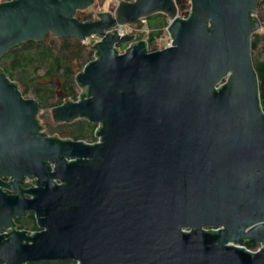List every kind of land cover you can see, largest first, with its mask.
I'll list each match as a JSON object with an SVG mask.
<instances>
[{"label": "water", "instance_id": "95a60500", "mask_svg": "<svg viewBox=\"0 0 264 264\" xmlns=\"http://www.w3.org/2000/svg\"><path fill=\"white\" fill-rule=\"evenodd\" d=\"M93 1L0 2V57L47 35L96 39L74 75L76 100L49 114L95 125L97 139L47 136L37 103L0 69V264H264L262 245L239 248L264 243V113L250 48L260 0H189L185 18L173 0H119L78 21ZM154 14L168 21L170 47L147 52L114 30ZM29 213L36 231L16 229Z\"/></svg>", "mask_w": 264, "mask_h": 264}, {"label": "trees", "instance_id": "16d2710c", "mask_svg": "<svg viewBox=\"0 0 264 264\" xmlns=\"http://www.w3.org/2000/svg\"><path fill=\"white\" fill-rule=\"evenodd\" d=\"M7 1V0H0ZM131 1V0H125ZM180 18H185L189 11V0H173ZM78 21H91L90 16L80 12ZM256 18L260 25H264V9L260 0L256 6ZM149 33L147 36L148 46L160 37L166 27L167 20L160 14H154L145 19ZM263 37L253 33L250 37L251 60L257 78L258 100L260 109L264 113V57L258 59L254 53ZM262 46V45H261ZM125 47L118 46L121 50ZM262 50L263 48L260 47ZM92 60V52L89 46L82 44L75 38H56L47 35L42 42H24L14 46L5 55L0 57V69L13 83L24 86L21 95L31 91L35 97L38 108L58 106L64 101L76 100V85L74 75L83 65ZM8 62L3 66L1 62ZM18 88V86H17ZM95 125L83 119L69 124H55L54 127H45L47 134H57L61 139L79 140L85 143L96 141L94 133ZM27 231H36L32 214L29 213L26 222ZM21 229V228H20ZM251 248L254 245H245ZM32 264H74L69 261H42Z\"/></svg>", "mask_w": 264, "mask_h": 264}, {"label": "rangeland", "instance_id": "374dc122", "mask_svg": "<svg viewBox=\"0 0 264 264\" xmlns=\"http://www.w3.org/2000/svg\"><path fill=\"white\" fill-rule=\"evenodd\" d=\"M117 1H119V0H94L93 4L90 7H88L86 10L82 11V13L89 15L91 18L90 20H94L95 19L94 15L96 13L106 12V11L111 12ZM80 15H82L80 12L75 13V16H77V17L78 16L80 17ZM256 33L262 35L263 40H262V43L258 45V49L254 53V55L258 59H262L264 57V25H261L260 29ZM160 36L163 37V40H164L165 37L167 36V34L165 35L162 32V34ZM94 41H96V39L94 37H89L85 40V45L89 46ZM260 47H262L263 50ZM1 63L3 66H7V64H8L7 61L1 62ZM17 86H18V90L20 92L23 91L24 86L22 84L18 83ZM78 92H79V90L76 88V94H78ZM23 98H29V99L35 100V97L31 91H28L27 93H25L23 95ZM37 118H38L39 125H41V127H42L43 133H45L47 136H57V134H47V131L45 130V127H48V126L54 127V125H55L50 120L49 108H40L39 112L37 114Z\"/></svg>", "mask_w": 264, "mask_h": 264}, {"label": "built area", "instance_id": "2783aa9c", "mask_svg": "<svg viewBox=\"0 0 264 264\" xmlns=\"http://www.w3.org/2000/svg\"><path fill=\"white\" fill-rule=\"evenodd\" d=\"M114 30H116V34H117L118 37H121L123 35H130V36L134 37L135 41H144L145 44H146L147 52H153V51H156V50L167 48V47H170V44H171V40H170V38H169V36H168V34L166 32V27H165L163 29L164 30L163 33L165 35L167 34L165 39L163 40V37L160 36V37L156 38L153 41L152 45L148 46V44H147V36H148V33H149V29L147 28L145 19H139L135 24H132V25L116 26L114 28ZM85 40L82 41V42L80 41V42L82 44H85ZM126 47H127V45H125V47L123 49H121V50L117 47L118 48V52L122 53L123 50ZM95 142H97V139H96ZM25 180L28 182L29 188H34L35 187V185L31 182V181H34L33 179H25ZM212 231H215V229H213ZM31 232H34V231H31ZM182 232L188 233L189 230H182ZM261 245L264 248V243L256 244V245L252 246L251 248H248L245 245H242L239 248L243 249L247 253L253 254L261 247ZM74 264H76V263H74Z\"/></svg>", "mask_w": 264, "mask_h": 264}, {"label": "flooded vegetation", "instance_id": "af4514ba", "mask_svg": "<svg viewBox=\"0 0 264 264\" xmlns=\"http://www.w3.org/2000/svg\"><path fill=\"white\" fill-rule=\"evenodd\" d=\"M3 182L5 183H7V182H9L8 180H3ZM19 184H20V186L22 187V189H30L29 188V186H28V182L24 179V180H22V181H20L19 182ZM6 194H11L8 190H3ZM28 215L29 214H27L26 216H24V217H22V218H17V219H14L13 220V223L15 224V226H16V229H22V230H27L26 229V222H27V218H28Z\"/></svg>", "mask_w": 264, "mask_h": 264}]
</instances>
